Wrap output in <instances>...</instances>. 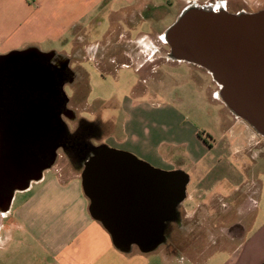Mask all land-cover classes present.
I'll return each mask as SVG.
<instances>
[{"label": "crops", "instance_id": "obj_1", "mask_svg": "<svg viewBox=\"0 0 264 264\" xmlns=\"http://www.w3.org/2000/svg\"><path fill=\"white\" fill-rule=\"evenodd\" d=\"M239 1L248 5L264 2ZM163 6L154 0H0V49L5 48L0 56L35 49L50 61H57L61 55H69L54 46L64 39L86 40L83 31L87 21L96 23L106 15L114 25L117 21L112 17L120 11H125L129 20L138 13L154 18L153 10ZM69 35L72 37L68 39ZM126 100L120 106L128 116L118 149L152 168L182 170L189 176L186 196L176 206L175 216L162 218L148 210V203L138 205L136 200L119 202L118 210L110 196L95 204L83 187L81 173V180H73L58 168L56 175L47 178L48 171L57 165L56 159L42 171L41 178L15 192L9 210H0V264H264V216L256 230L246 229L239 219L235 224L243 228L233 236L235 245L217 248L202 260L165 253L154 259L153 249L134 244L139 251H123L114 244L104 222L126 224L119 226L122 237H169L177 230L173 224L191 221L205 208L230 197L215 192L221 184L239 192L237 202H244L254 182L242 167L247 169L248 159L264 163V146L254 145L250 125L233 112L235 120L224 122L227 136L217 141L188 124L176 106ZM180 165L189 166L195 176ZM139 172L149 176V169ZM226 203L222 207L225 214L231 211V204ZM159 220L164 222L160 232L145 224Z\"/></svg>", "mask_w": 264, "mask_h": 264}, {"label": "rangeland", "instance_id": "obj_2", "mask_svg": "<svg viewBox=\"0 0 264 264\" xmlns=\"http://www.w3.org/2000/svg\"><path fill=\"white\" fill-rule=\"evenodd\" d=\"M154 1L165 6L153 10L154 18L138 13L129 20L125 11H120L119 15H113L117 23L112 26L111 16L102 15L101 21L84 24L86 40H72L69 39L72 35H69V41L64 39L54 46L69 55H61L60 60L66 61V67L74 71V80L64 87L69 97L67 106L73 113L72 117L65 118L68 129L76 131L82 118L102 122L101 135L91 139L94 145L119 148V138L124 133L123 123L128 116L120 106L127 98L136 103L176 106L188 124L208 139L212 137L217 141L224 134L227 136L228 128L224 127V122L235 120L234 112L220 96H216L220 86L212 74L198 64L171 58L170 46L162 36L178 20L185 6L196 4L214 9L225 8L231 13L257 12L264 8V2L248 5L239 0H227V3L225 0ZM42 47L47 48L48 45ZM4 50L1 47L0 52ZM86 84L87 88H81ZM250 127L255 135L252 140L254 145L264 146V135ZM248 160L249 166L247 169L242 167V170L252 177L254 183L251 182L245 201L238 203L240 193L232 192L229 186L221 184L215 192L230 197L205 208L191 221L173 224L177 230L151 250L155 251L151 254L152 258L160 259L161 253H165L202 260L217 248L235 245L234 232L231 233L230 229L239 219H243L246 229H258L264 216V163ZM58 168L65 177L80 179L82 166L73 163L63 148H59L57 165L48 171L47 178L56 175ZM180 168L195 176L189 166L180 165ZM250 198L255 200L254 203L250 202ZM227 201L231 204V211L225 214L222 207ZM132 249L140 250L138 246Z\"/></svg>", "mask_w": 264, "mask_h": 264}, {"label": "water", "instance_id": "obj_3", "mask_svg": "<svg viewBox=\"0 0 264 264\" xmlns=\"http://www.w3.org/2000/svg\"><path fill=\"white\" fill-rule=\"evenodd\" d=\"M162 38L170 46L171 58L186 60L206 68L220 86L216 96H220L237 117L244 119L258 133L264 135V8L257 12L231 13L225 8L189 5ZM18 54L19 52H14L0 56V106L5 98V84H26L20 71L10 76L8 82L1 78L2 61ZM65 84L60 83L58 88L61 101L57 141L53 147L54 161L68 131L67 123L63 119V110L69 103V97L64 90ZM13 94L21 99L20 94ZM20 109L21 103L17 107L18 115L21 113ZM14 117L16 118L15 115ZM14 117L9 124L11 145L8 152L10 162L17 169L10 173L2 171L5 133L0 130V210L3 212L9 210L15 192L28 188L32 180L41 178L42 171L47 168L42 167L38 173L27 177L23 182H5L8 177L22 174L28 164L26 150L29 149V144L44 135L40 130L42 126L15 123ZM145 168L149 169L148 177L139 172ZM81 175L83 187L86 193L92 195L95 204L102 203V197L106 199L110 196L114 198L113 202L118 205L119 210V202L136 200L138 205L148 203V210L156 211L162 218L175 216L176 206L185 198L189 181L188 174L182 170L162 171L152 168L131 153L108 146L102 147L86 161ZM104 224L110 229L114 244L123 251H131L134 244L144 248L146 243L156 239L122 237L119 236V226L124 227L126 224ZM145 224L160 232L164 222L159 220Z\"/></svg>", "mask_w": 264, "mask_h": 264}, {"label": "flooded vegetation", "instance_id": "obj_4", "mask_svg": "<svg viewBox=\"0 0 264 264\" xmlns=\"http://www.w3.org/2000/svg\"><path fill=\"white\" fill-rule=\"evenodd\" d=\"M166 41V39H165ZM62 68L63 71L61 70ZM65 61H50L46 55H42L35 49L19 53L14 58H6L2 61V80L10 81L16 71H20L26 84L10 83L4 85L5 98L0 106V130L5 133L3 143V172L10 173L16 171L17 166L12 165L9 158L8 148L11 145L9 139V124L14 117L15 123H29L42 126L40 130L44 133L38 141H32L29 144L27 155V167L21 175L8 177L4 179L8 184H14L25 181L27 177L38 173L44 167L53 163L55 152L53 147L57 141V121L59 119L60 92L59 84L63 76H66ZM72 76L73 73H67ZM21 95L17 99L15 94ZM21 103L20 115L17 113L18 104ZM19 112V111H18ZM73 113L68 106L63 110V119L70 118ZM14 120V119H13ZM66 137V134L64 138ZM63 138V139H64ZM63 141V140H62ZM62 145V144H61ZM61 148L64 149L62 145ZM243 228L241 224H234L230 232L234 234L240 232ZM164 241V238H156L154 241L145 244L146 248L154 249ZM161 242V243H160Z\"/></svg>", "mask_w": 264, "mask_h": 264}, {"label": "trees", "instance_id": "obj_5", "mask_svg": "<svg viewBox=\"0 0 264 264\" xmlns=\"http://www.w3.org/2000/svg\"><path fill=\"white\" fill-rule=\"evenodd\" d=\"M72 72L73 75L70 77L67 73ZM66 76L60 80V83L65 82L66 84L74 80V71L70 67H66L64 70ZM81 88H87V84ZM102 122H94L88 119L82 118L79 120V124L76 131H70L68 129L66 137L63 139L61 144L64 146V150L73 162L82 166V169L89 160L102 147L106 145H94L91 141L92 138H96L101 135ZM97 133V134H96ZM79 168V167H78Z\"/></svg>", "mask_w": 264, "mask_h": 264}]
</instances>
